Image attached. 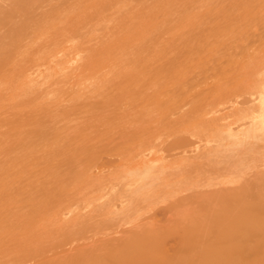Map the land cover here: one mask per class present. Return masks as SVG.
<instances>
[{
  "label": "bare ground",
  "instance_id": "bare-ground-1",
  "mask_svg": "<svg viewBox=\"0 0 264 264\" xmlns=\"http://www.w3.org/2000/svg\"><path fill=\"white\" fill-rule=\"evenodd\" d=\"M0 264H264V0H0Z\"/></svg>",
  "mask_w": 264,
  "mask_h": 264
},
{
  "label": "rangeland",
  "instance_id": "rangeland-1",
  "mask_svg": "<svg viewBox=\"0 0 264 264\" xmlns=\"http://www.w3.org/2000/svg\"><path fill=\"white\" fill-rule=\"evenodd\" d=\"M122 108H123V109L128 108V104H127V103H123V104H122ZM161 215H162V216H161ZM156 217H157V218H162V217H163V212H161V210L158 211L157 214H156Z\"/></svg>",
  "mask_w": 264,
  "mask_h": 264
}]
</instances>
